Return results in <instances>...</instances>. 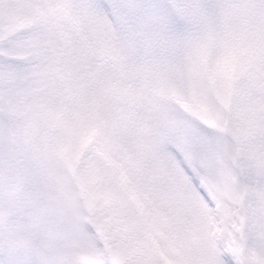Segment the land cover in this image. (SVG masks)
Returning <instances> with one entry per match:
<instances>
[{
	"label": "snow or ice",
	"instance_id": "1",
	"mask_svg": "<svg viewBox=\"0 0 264 264\" xmlns=\"http://www.w3.org/2000/svg\"><path fill=\"white\" fill-rule=\"evenodd\" d=\"M0 264H264V0H0Z\"/></svg>",
	"mask_w": 264,
	"mask_h": 264
}]
</instances>
